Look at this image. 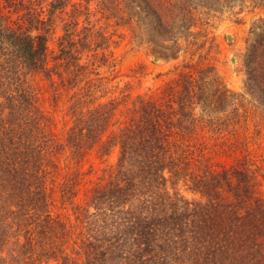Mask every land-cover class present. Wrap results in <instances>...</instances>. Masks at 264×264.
Masks as SVG:
<instances>
[{
    "label": "trees",
    "instance_id": "trees-1",
    "mask_svg": "<svg viewBox=\"0 0 264 264\" xmlns=\"http://www.w3.org/2000/svg\"><path fill=\"white\" fill-rule=\"evenodd\" d=\"M91 1L103 12L99 0H22L23 23L15 26L0 6V264H264V171L246 160L210 162L201 134L234 123L237 95L212 67L194 68L178 76L163 102L136 96L102 142L129 94L98 103L93 97L108 91L101 78L115 66L109 50L116 42L107 21L93 18L99 11L91 13ZM140 1L158 27L172 28L173 18L174 28L186 24L189 0ZM120 2L108 1L113 13ZM67 7L63 22L57 13ZM57 28L62 34L48 67L47 42ZM257 37L245 87L264 100V21ZM62 72L74 86L100 78L90 81L94 92L74 100L72 123L56 142L25 77L63 80ZM98 146L103 154L117 149L114 165L75 202L72 182L80 173L56 185L69 169L59 158L77 165ZM57 192L69 201L70 220L54 212Z\"/></svg>",
    "mask_w": 264,
    "mask_h": 264
},
{
    "label": "rangeland",
    "instance_id": "rangeland-1",
    "mask_svg": "<svg viewBox=\"0 0 264 264\" xmlns=\"http://www.w3.org/2000/svg\"><path fill=\"white\" fill-rule=\"evenodd\" d=\"M21 1L0 0V6L12 26L23 23L22 5L27 0L19 5ZM71 1L86 5V0ZM99 1L98 6L103 12L95 10L97 8L92 1L88 6L91 13L98 12L93 17L99 19L98 25L107 21L106 32L111 36V42H116L111 43L109 50L115 66L111 72L103 73L101 78L109 93L107 91L105 96L100 97L101 93L95 92L93 97H97L98 103L120 97L121 91L122 95L129 94L127 102L120 105L116 112V124L106 132L102 142L124 120L123 112L136 96L163 102L169 92L168 87L175 85L181 73L210 66L221 82L237 96L232 104L236 111L229 115L231 118L235 116L234 123H230L227 129L223 126L214 127L218 128L214 134L205 130L204 135V130L201 131L206 138L205 142L210 145L209 152L206 153L208 160L218 166L234 165L246 160L264 171V100L259 94H250L245 87L247 55L261 32L264 0H189L186 6L188 13L186 11L184 17L186 24L180 29L178 26L174 28L179 20L173 18L174 26L168 30L157 26L156 20L143 9L144 3L140 0H122L119 12L115 13L110 10L109 0ZM70 11L67 7L63 12L57 13V16L64 22L68 20ZM82 19L80 17L78 21ZM81 26L80 23L77 30ZM61 34L59 28L55 29L47 42L48 67L54 64L57 39ZM227 36L230 37L229 40ZM61 76L65 78L61 80L57 75L48 77L42 73H32L25 77L35 96L37 107L46 117L47 127L49 126L52 134L50 138L56 142L64 138L72 123L70 106L74 100L80 99L86 90L94 92L90 81L96 82L100 78L90 76L88 81L82 79L74 86L67 74L62 72ZM82 100L88 101V97L85 96ZM231 108L224 114H229ZM67 155L65 154L66 157ZM116 156L117 149L103 154L98 146L76 165L75 161L69 158L64 160L61 155L60 167L67 164L69 169H64L59 174L56 185L62 182L64 175V180H68L71 173L74 178L79 171L80 175L72 182L78 184L74 200L83 202L89 190L107 176ZM54 198V212L61 218L70 220L72 212L69 201L60 198L58 192L54 194Z\"/></svg>",
    "mask_w": 264,
    "mask_h": 264
},
{
    "label": "water",
    "instance_id": "water-1",
    "mask_svg": "<svg viewBox=\"0 0 264 264\" xmlns=\"http://www.w3.org/2000/svg\"><path fill=\"white\" fill-rule=\"evenodd\" d=\"M229 38H230V37H229V36H227V39H228V40H229Z\"/></svg>",
    "mask_w": 264,
    "mask_h": 264
}]
</instances>
